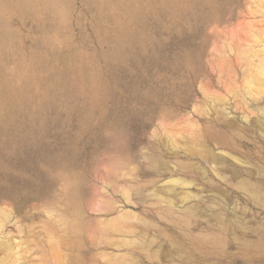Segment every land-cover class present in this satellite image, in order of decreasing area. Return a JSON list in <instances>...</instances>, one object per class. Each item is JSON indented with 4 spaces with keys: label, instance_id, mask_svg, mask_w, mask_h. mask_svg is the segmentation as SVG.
<instances>
[{
    "label": "rangeland",
    "instance_id": "obj_1",
    "mask_svg": "<svg viewBox=\"0 0 264 264\" xmlns=\"http://www.w3.org/2000/svg\"><path fill=\"white\" fill-rule=\"evenodd\" d=\"M0 264H264V0L0 3Z\"/></svg>",
    "mask_w": 264,
    "mask_h": 264
},
{
    "label": "bare ground",
    "instance_id": "obj_2",
    "mask_svg": "<svg viewBox=\"0 0 264 264\" xmlns=\"http://www.w3.org/2000/svg\"><path fill=\"white\" fill-rule=\"evenodd\" d=\"M21 0H0V3L3 4V5H13L17 2H19ZM46 2H49L51 4H53L56 0H45ZM132 19L135 21V22H139V21H142V15H141V12L140 11H137V12H134L133 15H132ZM125 32H119L116 34V40L118 41L119 38L124 34ZM10 105L11 102H2V105ZM15 103H13L14 105Z\"/></svg>",
    "mask_w": 264,
    "mask_h": 264
}]
</instances>
